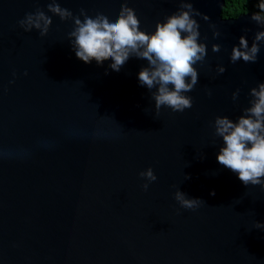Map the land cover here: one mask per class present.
Returning a JSON list of instances; mask_svg holds the SVG:
<instances>
[{
  "label": "water",
  "instance_id": "obj_1",
  "mask_svg": "<svg viewBox=\"0 0 264 264\" xmlns=\"http://www.w3.org/2000/svg\"><path fill=\"white\" fill-rule=\"evenodd\" d=\"M192 2L209 17H193L208 54L185 94L192 108L174 113L157 112L139 84L147 61L132 57L119 72L110 60L85 64L68 38L73 23L48 13V0H0V264H264V230L255 228L264 191L217 162L223 141L213 127L217 116L235 122L264 83V42L256 63L230 61L241 36L250 47L264 28L252 12L224 18L225 0ZM58 3L114 21L124 0ZM128 7L150 34L179 4ZM37 8L53 20L45 37L18 25ZM148 168L157 180L145 191L139 173ZM178 189L205 204L180 208Z\"/></svg>",
  "mask_w": 264,
  "mask_h": 264
},
{
  "label": "clouds",
  "instance_id": "obj_2",
  "mask_svg": "<svg viewBox=\"0 0 264 264\" xmlns=\"http://www.w3.org/2000/svg\"><path fill=\"white\" fill-rule=\"evenodd\" d=\"M178 4L177 11L166 16L163 22H157L154 33L150 34L140 30V20L135 10L128 7V0L122 3L114 21L102 13L89 16L84 9L80 10L79 16H74L70 10L62 8L58 0H48L47 12L59 17L61 22L73 23L68 38L76 58L85 64L95 61L97 65H102L110 60L111 70L119 72L132 57L147 61V66L138 73V81L150 91L157 112L163 106L174 113H183L193 106L192 98L185 94L193 91L198 83L199 73L194 66L203 63L208 54L207 45L199 42L200 25L193 17L199 16L205 21L209 17L195 9L192 0H178ZM240 5L239 11L243 14L239 17L247 15L244 0H240ZM256 8L258 11L251 14V20L264 28V0H258ZM52 23V18L40 8L26 13L18 21L24 32L30 33L35 29L41 37L47 36ZM209 27L213 29V38L220 37L221 33L215 30L214 24ZM262 42L264 31L256 33L250 47L247 38L241 36L238 46L231 50L230 61L233 64L241 60L256 63ZM219 51V45H212L213 53ZM225 71L224 67L216 68L218 75ZM14 82L13 79L9 83ZM239 93L240 89L232 93L234 102L238 100ZM208 95L211 96L210 91ZM250 96V106L242 110L243 114L235 122L228 117L215 118L214 135L223 141L216 159L236 174L245 187L260 186L264 191V83L252 88ZM139 175L147 181L142 185L145 191L149 184L157 180L152 168ZM185 179L189 177L185 176ZM210 195L214 196L215 192ZM174 199L180 208L192 211L205 204L199 198H188L179 189L175 191ZM255 228L264 230V224L256 223Z\"/></svg>",
  "mask_w": 264,
  "mask_h": 264
},
{
  "label": "trees",
  "instance_id": "obj_3",
  "mask_svg": "<svg viewBox=\"0 0 264 264\" xmlns=\"http://www.w3.org/2000/svg\"><path fill=\"white\" fill-rule=\"evenodd\" d=\"M258 0H244V7L247 8V13H253L258 11L256 8ZM241 5L240 0H225V6L223 8L222 15L224 18H236L240 14H243L239 11Z\"/></svg>",
  "mask_w": 264,
  "mask_h": 264
}]
</instances>
